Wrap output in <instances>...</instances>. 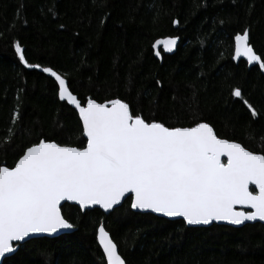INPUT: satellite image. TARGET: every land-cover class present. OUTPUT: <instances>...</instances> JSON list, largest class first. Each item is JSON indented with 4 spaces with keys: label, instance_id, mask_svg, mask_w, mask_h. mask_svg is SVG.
Here are the masks:
<instances>
[{
    "label": "trees",
    "instance_id": "1",
    "mask_svg": "<svg viewBox=\"0 0 264 264\" xmlns=\"http://www.w3.org/2000/svg\"><path fill=\"white\" fill-rule=\"evenodd\" d=\"M245 28L264 58V0H0V163L13 165L41 138L86 144L78 112L44 67L81 101L119 98L171 127L207 122L264 153V69L233 59ZM170 37L179 40L171 51L153 47ZM237 87L255 117L232 96ZM62 213L76 231L28 240L3 264H107L102 224L127 264H264L261 223L188 227L133 211L131 197L108 215L69 203Z\"/></svg>",
    "mask_w": 264,
    "mask_h": 264
},
{
    "label": "snow or ice",
    "instance_id": "2",
    "mask_svg": "<svg viewBox=\"0 0 264 264\" xmlns=\"http://www.w3.org/2000/svg\"><path fill=\"white\" fill-rule=\"evenodd\" d=\"M249 40L247 28L234 35L233 59L244 57L264 69V58ZM161 44L171 51L176 38L157 40L153 47ZM15 52L26 63L19 43ZM43 72L55 78L59 98L78 110L86 144L41 138L13 165L0 163V258L17 251L31 234L72 229L62 215V201L107 210L130 194L131 208L183 217L187 224L264 222V153L220 138L207 122L171 127L147 120L119 98L81 101L56 71L44 67ZM232 96L257 115L239 87ZM97 240L107 264H126L103 226Z\"/></svg>",
    "mask_w": 264,
    "mask_h": 264
},
{
    "label": "water",
    "instance_id": "3",
    "mask_svg": "<svg viewBox=\"0 0 264 264\" xmlns=\"http://www.w3.org/2000/svg\"><path fill=\"white\" fill-rule=\"evenodd\" d=\"M161 40H162V39H161ZM178 42H179V40L176 39V44H177ZM176 44H175V45H176ZM174 47H175V46H174ZM174 47H173V48H174ZM173 48H172V49H173ZM236 60H237V61L245 60V61L247 62L246 58H244V57H237ZM247 63H248V62H247ZM255 64H256V62H253V64H249V63H248L249 66H254ZM97 102H98V101H97ZM72 106L75 108L74 105H72ZM75 109H76V108H75ZM76 111L78 112V110H76ZM78 114H79V113H78ZM213 129H214V128H213ZM214 131H215V130H214ZM215 133H216V132H215ZM216 134H217V133H216ZM220 138H221V137H220ZM223 139H225V138H223ZM231 141H233V140H231ZM235 142H237V141H235ZM238 143H239V142H238ZM242 146H243V145H242ZM248 150H249V149H248ZM221 159H222V161L226 162V157H223V156H222ZM252 188L255 189V186H254V185H250V190H252ZM130 197H131L130 194H126V196L123 197V198H121V201H120L118 204L114 205L113 208H111V209H107V210H106V209L100 207L99 205H92V206H88V207H86V208H84V209H82V210H83V211H86V210H92V209H94V208H99V209H101L105 214L108 215V214L111 213L114 209L120 207V206L125 202V200L128 199V198H130ZM66 203L74 204V205L79 206V205H78L76 202H74V201H62V202H61V212H62V206H63L64 204H66ZM132 210L135 211V212H139V213H149V214H153V215H155V216H158V217H160V218H165V219H168V220H184L183 217H179V216H177V217H167V216H165V215H163V214L154 213V212H152L151 210H141V209H133V208H132ZM244 210H245V211H248V210H250V209H248L247 207H245ZM62 215H63V213H62ZM185 223H186V222H185ZM254 223H261V224H264V222L259 221V220H257V221H250V222L246 221V222H244L242 225H233V224H230V223L227 222V221H211L209 224H187V223H186V224H187L188 227H199V228H202V227H209V226H211V225H213V224H217V225H226V226H231V227H236V228H238V227L244 226V225H246V224H254ZM100 226H103V227H104V224H102V225H100ZM104 228H105V227H104ZM105 230H106V228H105ZM74 231H76V228H75V227H73V228L70 229V230H62V231H59V232H57V233H53V234H46V233H36V234H31L30 237H28V238L25 239V241L19 242V244H18V249H19V247H20L21 244L25 243V242L28 241V240L34 239V238H40V237H50V238H53V237H57V236H60V235H63V234L72 233V232H74ZM106 231H107V230H106ZM109 234H110V233H109ZM110 238L113 240L111 234H110ZM113 242L115 243L114 240H113ZM100 247H101V246H100ZM101 249H102V247H101ZM17 251H18V250H17ZM17 251H15V252L12 253V254H6V258L13 256ZM102 251H103V249H102ZM118 254L121 255L120 252H119V249H118ZM121 257H122V255H121ZM6 258H0V264H3V263H4V260H5ZM105 258H106V256H105ZM122 259H124V258L122 257ZM106 262H107V260H106ZM126 264H127V263H126Z\"/></svg>",
    "mask_w": 264,
    "mask_h": 264
},
{
    "label": "flooded vegetation",
    "instance_id": "4",
    "mask_svg": "<svg viewBox=\"0 0 264 264\" xmlns=\"http://www.w3.org/2000/svg\"><path fill=\"white\" fill-rule=\"evenodd\" d=\"M255 190V189H254Z\"/></svg>",
    "mask_w": 264,
    "mask_h": 264
}]
</instances>
